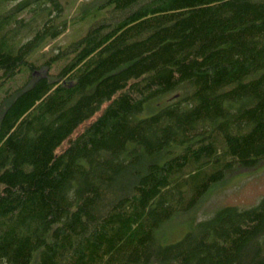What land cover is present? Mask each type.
I'll return each mask as SVG.
<instances>
[{"label":"trees","instance_id":"obj_1","mask_svg":"<svg viewBox=\"0 0 264 264\" xmlns=\"http://www.w3.org/2000/svg\"><path fill=\"white\" fill-rule=\"evenodd\" d=\"M78 1L0 0V264H264V197L155 238L264 161V0Z\"/></svg>","mask_w":264,"mask_h":264},{"label":"rangeland","instance_id":"obj_2","mask_svg":"<svg viewBox=\"0 0 264 264\" xmlns=\"http://www.w3.org/2000/svg\"><path fill=\"white\" fill-rule=\"evenodd\" d=\"M84 3L82 6L81 4ZM90 0H81L75 2L68 10L70 18L78 15V7L81 6L80 12L88 6ZM87 28L86 22H80L72 25V27L63 35L53 40L48 48L56 49V45H64L69 41L76 39L82 35ZM56 68L51 69L54 72ZM35 76L38 73H34ZM29 76L26 71L18 73L15 77L4 78L0 72V101L5 98V103L9 99L6 97L8 93L19 86L23 85ZM172 94H167L154 101V103L164 104L171 100ZM2 102V101H1ZM0 102V104H1ZM153 110H144L142 116H147ZM264 197V161L251 169H229L226 176L221 180L213 183L206 194L198 201V203L185 210L174 214L166 220L161 226L155 230V238L161 244L175 242L182 238L189 230H191L198 221L211 217L217 210L227 205H234L241 209L250 208L261 202Z\"/></svg>","mask_w":264,"mask_h":264}]
</instances>
